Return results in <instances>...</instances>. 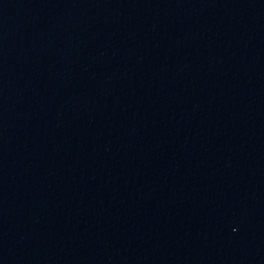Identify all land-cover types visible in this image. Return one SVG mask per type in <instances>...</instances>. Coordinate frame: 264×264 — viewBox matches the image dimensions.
<instances>
[{
	"label": "water",
	"instance_id": "1",
	"mask_svg": "<svg viewBox=\"0 0 264 264\" xmlns=\"http://www.w3.org/2000/svg\"><path fill=\"white\" fill-rule=\"evenodd\" d=\"M0 264H264V0H0Z\"/></svg>",
	"mask_w": 264,
	"mask_h": 264
}]
</instances>
